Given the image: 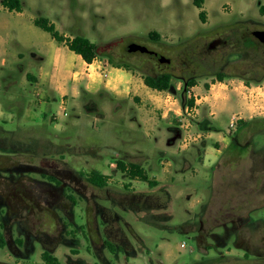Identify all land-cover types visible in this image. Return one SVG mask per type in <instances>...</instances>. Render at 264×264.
I'll list each match as a JSON object with an SVG mask.
<instances>
[{"label": "rangeland", "instance_id": "1", "mask_svg": "<svg viewBox=\"0 0 264 264\" xmlns=\"http://www.w3.org/2000/svg\"><path fill=\"white\" fill-rule=\"evenodd\" d=\"M20 1L18 12L0 0V61L16 49L9 40L41 16L97 44L110 63L142 76L170 72L175 85L191 78L198 87L189 93L208 95L204 113L231 105V80L264 78V47L251 34L264 30V0H204V22L192 0ZM131 42L169 63L127 52ZM66 99L64 109L46 107L56 119L40 121L25 120L0 96V264H44L45 251L59 264H264V120L229 127L230 113L220 109L214 125L229 138L223 147L208 138L203 145L206 117L185 114V149L181 138L167 146L165 137L154 150L127 101L82 89ZM120 160L141 164L156 183L129 179ZM90 172L106 175L107 184H91Z\"/></svg>", "mask_w": 264, "mask_h": 264}, {"label": "crops", "instance_id": "2", "mask_svg": "<svg viewBox=\"0 0 264 264\" xmlns=\"http://www.w3.org/2000/svg\"><path fill=\"white\" fill-rule=\"evenodd\" d=\"M35 18L30 19L32 24L28 23L25 26L19 39L9 40L16 49L10 53V57L2 58L0 61V96L9 102L10 107L15 105L18 115L24 116L25 120L44 121L47 117L50 118V121L56 119L55 114H46V107L57 102L64 109L67 103L66 97L75 100L81 89L87 95H99L106 99H113L115 102L127 101L136 113L133 117L134 127H142L147 130L146 142L150 143L154 150L156 144L165 137L167 146H173L176 140L181 138L180 148L185 149L183 141L186 139L188 131L184 135V130H187L188 125L180 119L185 114L190 115V113L196 112V114L201 113L202 118L206 117L207 135L204 136L203 145L206 143L205 138H208L212 140V143L223 144V147L228 146L229 138L218 131L219 129L214 125L220 109H226L230 113L229 127L230 122L234 120L236 122L238 120L251 122L253 119H264V78L257 83L249 84L243 80L237 82L231 80V105L222 103L215 111L211 109L208 113H204L201 109L210 103L207 100L208 95L197 97L196 93H189L190 89L194 90L198 87L196 85L188 87L183 94V85L178 83L175 85L171 79L170 88L160 91L146 86L143 76L135 69L110 63L107 59L99 56L91 63H87L80 55L75 54L65 44L58 43L52 37L48 40L50 49L45 48L42 40H47L45 34L47 31L34 24ZM64 20L69 21L65 18ZM38 28L41 30H37ZM59 32L65 37L75 36L72 33ZM2 41L5 40L0 35V44ZM20 45L27 47L28 56H25L17 48ZM66 58L73 61L75 66L72 69H67ZM215 85L213 84L212 87ZM178 89H180L179 99L175 97V92ZM186 96L193 99L192 106L182 103ZM40 105H44V109L40 111L41 116H37L34 109L39 108ZM149 107L158 109L160 119L155 120L150 115ZM0 119L2 118L0 117ZM215 149V155L220 156L221 150ZM183 159L185 160L182 158V161H184Z\"/></svg>", "mask_w": 264, "mask_h": 264}, {"label": "trees", "instance_id": "3", "mask_svg": "<svg viewBox=\"0 0 264 264\" xmlns=\"http://www.w3.org/2000/svg\"><path fill=\"white\" fill-rule=\"evenodd\" d=\"M203 2L204 0H192L193 5L200 9L198 12V17L202 22H204L205 19V11L202 9ZM1 3L9 10H15L18 12L22 10V4L20 0H2ZM33 22L37 27H40L41 29L47 31L55 41L65 44L69 50L73 51L75 54L80 55L81 58L87 63H91L98 55L101 54L95 43L91 42L88 38L80 35H75L71 38L65 37L46 17H36ZM149 36L158 39V34L156 32H149ZM172 77L173 74L170 72H162L155 76L144 75L143 82L146 86L152 89L160 91L168 90L171 86ZM217 77L221 81L223 79V74H217ZM193 85L195 84L191 78L185 80L183 83V94L188 89V87H191ZM182 103L189 106L193 105L192 99L187 100L186 97L183 98ZM249 123L250 122H246L244 120H238V127L248 125ZM116 166L129 179L143 181L149 185H154L156 183L154 180L148 177L145 168L139 163L124 162L120 160L116 163ZM86 179L93 185L103 187L107 184L108 177L101 173L90 172L86 175ZM3 244V235L0 232V246H2ZM42 259L44 261V264H59L57 258L46 251L42 253Z\"/></svg>", "mask_w": 264, "mask_h": 264}, {"label": "water", "instance_id": "4", "mask_svg": "<svg viewBox=\"0 0 264 264\" xmlns=\"http://www.w3.org/2000/svg\"><path fill=\"white\" fill-rule=\"evenodd\" d=\"M251 34L253 35V37L259 41L262 46L264 47V30H261V29H256V30H253L251 32ZM219 40L218 39H214L212 40L211 42L208 43L207 47L209 49H213L216 47V45L218 44ZM125 50L127 52H141V53H155L154 51L152 50H149L147 47H145L144 45H141V44H138V43H134V42H131L129 43L126 47H125ZM159 62L161 63H169V58L167 57H164L162 55L159 56L158 58Z\"/></svg>", "mask_w": 264, "mask_h": 264}, {"label": "flooded vegetation", "instance_id": "5", "mask_svg": "<svg viewBox=\"0 0 264 264\" xmlns=\"http://www.w3.org/2000/svg\"><path fill=\"white\" fill-rule=\"evenodd\" d=\"M147 54H150V53H147ZM150 55H153V56H155L156 58H159V56H160V54H159L158 52L152 53V54H150Z\"/></svg>", "mask_w": 264, "mask_h": 264}, {"label": "built area", "instance_id": "6", "mask_svg": "<svg viewBox=\"0 0 264 264\" xmlns=\"http://www.w3.org/2000/svg\"><path fill=\"white\" fill-rule=\"evenodd\" d=\"M235 123H236V120L230 122V127H233L235 125Z\"/></svg>", "mask_w": 264, "mask_h": 264}]
</instances>
